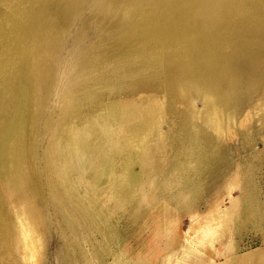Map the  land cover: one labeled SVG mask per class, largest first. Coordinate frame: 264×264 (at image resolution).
Masks as SVG:
<instances>
[{
	"label": "rangeland",
	"instance_id": "obj_1",
	"mask_svg": "<svg viewBox=\"0 0 264 264\" xmlns=\"http://www.w3.org/2000/svg\"><path fill=\"white\" fill-rule=\"evenodd\" d=\"M0 264H264V0H0Z\"/></svg>",
	"mask_w": 264,
	"mask_h": 264
}]
</instances>
